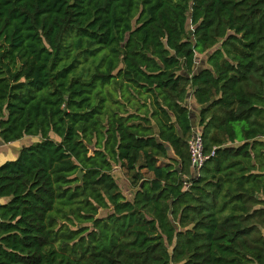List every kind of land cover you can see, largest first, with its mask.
<instances>
[{
    "label": "trees",
    "instance_id": "trees-1",
    "mask_svg": "<svg viewBox=\"0 0 264 264\" xmlns=\"http://www.w3.org/2000/svg\"><path fill=\"white\" fill-rule=\"evenodd\" d=\"M26 136L0 264H264V0H0V143Z\"/></svg>",
    "mask_w": 264,
    "mask_h": 264
},
{
    "label": "crops",
    "instance_id": "crops-1",
    "mask_svg": "<svg viewBox=\"0 0 264 264\" xmlns=\"http://www.w3.org/2000/svg\"><path fill=\"white\" fill-rule=\"evenodd\" d=\"M207 61H206V55L204 54H199L198 55V59H197V65H196V69L195 72L199 71L200 69H203L205 67H207ZM186 105L189 108V116L191 119V123L193 126V129H200L201 130V126L199 124V113H200V106L197 104L195 97L192 93V91L189 92V94L187 95V102ZM33 142V139L31 138V136H26L24 138H22L19 141H16L14 143H0V165L8 160H12L14 158H16L21 149L27 145H30ZM173 155V153H172ZM191 173L196 174L198 171H196L192 166H191ZM119 167L115 168V172L119 173ZM120 174V173H119ZM119 181V180H118ZM122 190L124 195L127 198H131L132 196V188H129V183L128 181L123 180L122 181ZM8 198H0V205L7 202Z\"/></svg>",
    "mask_w": 264,
    "mask_h": 264
},
{
    "label": "built area",
    "instance_id": "built-area-1",
    "mask_svg": "<svg viewBox=\"0 0 264 264\" xmlns=\"http://www.w3.org/2000/svg\"><path fill=\"white\" fill-rule=\"evenodd\" d=\"M188 148L190 153L191 166L199 171L205 162L215 155L217 146H214L210 153L205 152L203 133L200 129H194L189 141ZM189 185V184H187Z\"/></svg>",
    "mask_w": 264,
    "mask_h": 264
},
{
    "label": "rangeland",
    "instance_id": "rangeland-1",
    "mask_svg": "<svg viewBox=\"0 0 264 264\" xmlns=\"http://www.w3.org/2000/svg\"><path fill=\"white\" fill-rule=\"evenodd\" d=\"M31 138H32L33 141H34V138H33V137H31ZM119 173H120V174H119ZM119 173H116V174H115V177H116L117 180H119L118 182H119L121 188L123 187L122 184H121L123 180L128 181V183H129V188H130V189H131V188H134V187L131 185V181H130V177H129L128 173H127L124 169H123V170H122V169L119 170ZM145 176L148 177V178H151V177H152V173L145 172ZM131 193H132V192H131ZM106 212H107V211H102V212H101V215H105Z\"/></svg>",
    "mask_w": 264,
    "mask_h": 264
},
{
    "label": "water",
    "instance_id": "water-1",
    "mask_svg": "<svg viewBox=\"0 0 264 264\" xmlns=\"http://www.w3.org/2000/svg\"><path fill=\"white\" fill-rule=\"evenodd\" d=\"M83 174H84V173H83L82 171H79V172H78V177L82 178Z\"/></svg>",
    "mask_w": 264,
    "mask_h": 264
}]
</instances>
